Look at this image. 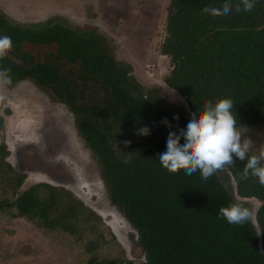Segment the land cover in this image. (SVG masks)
I'll return each instance as SVG.
<instances>
[{"label":"trees","instance_id":"1","mask_svg":"<svg viewBox=\"0 0 264 264\" xmlns=\"http://www.w3.org/2000/svg\"><path fill=\"white\" fill-rule=\"evenodd\" d=\"M224 2L170 1L160 52L171 69L163 81L197 115L207 102L231 99L237 130L255 129L264 124V0L247 12H237L235 7L229 15L218 17L202 12ZM238 2L231 0L233 6ZM2 19L0 23L7 27ZM38 30L33 36L35 29H23L22 38L39 46L45 40L57 43L59 52L37 64L18 49L14 55L20 62L7 53L0 59V69H10L11 83L6 85L31 80L73 113L78 135L99 167L109 203L135 230L133 242L146 264H264V186L251 175L240 179L247 159L226 167L238 196L260 203L256 221L261 241L250 220L237 226L218 218L219 210L230 204L247 208L224 187L222 180L228 176L223 169L208 180L201 179L199 172L166 174L158 157L163 153L161 111L130 84L127 69L113 61L109 47L96 39L77 43L59 26ZM68 56L78 65L72 73L59 66V59ZM173 114V130L179 134L190 118L181 106ZM144 127L150 134L137 135ZM3 128L0 115V132ZM7 156L1 143L0 223L5 218L26 219L60 243L84 246L88 254L108 242L118 247L101 218L66 191L35 184L19 192L24 176L13 173V183ZM138 171L144 174L141 180L135 175ZM8 192L11 198L6 197ZM99 264L134 263L123 253Z\"/></svg>","mask_w":264,"mask_h":264},{"label":"rangeland","instance_id":"2","mask_svg":"<svg viewBox=\"0 0 264 264\" xmlns=\"http://www.w3.org/2000/svg\"><path fill=\"white\" fill-rule=\"evenodd\" d=\"M170 1L0 0V16L11 26L35 29L33 36L39 34L38 29L59 26L77 43L96 39L109 47L114 60L129 69L130 84L141 90L143 96L145 94L161 111L158 124L164 132L159 145L164 152L168 134L174 132L173 109L183 107V113L190 119L192 114L184 98L168 89L163 81L171 69L168 58L160 53ZM21 46L22 51L33 58L34 64L59 52L58 44L47 40L41 46L28 42ZM8 52L15 60L13 50ZM59 66L63 72L72 73L78 65L73 56H68L59 59ZM52 96L31 80L11 88L0 84V115L4 123L0 144L7 147L5 161L12 171L11 179L14 183L13 173L24 176L18 190L21 193L35 184L66 191L101 218L103 227L119 245L108 242L88 254L84 246L60 243L33 222L5 218L0 223V264H91L92 261L99 264L123 253L134 264H144L143 253L133 242L136 232L110 205L99 167L79 138L72 114ZM238 131L242 133L241 142L245 138L253 142L250 154L258 156L264 152V124ZM227 170L223 168L228 176L227 180H222L224 187L237 202L245 203L255 222L259 201L239 197L233 177ZM166 174L175 175L167 171ZM135 175L139 180L144 176L139 171ZM6 197L11 198V193L8 192Z\"/></svg>","mask_w":264,"mask_h":264},{"label":"clouds","instance_id":"3","mask_svg":"<svg viewBox=\"0 0 264 264\" xmlns=\"http://www.w3.org/2000/svg\"><path fill=\"white\" fill-rule=\"evenodd\" d=\"M257 2L258 0H239L233 6L231 0H225L222 6L205 7L202 12L214 17L229 15L233 7L237 12H247L251 11ZM12 46L11 37L0 36V59L6 56ZM9 73L10 69H0V84L11 83ZM233 106L231 99H219L214 104L207 102L199 115L195 112L191 114L186 128L180 129L179 134L170 131L166 141V151L158 156L162 168L169 174L184 171L186 175L191 176L199 172L201 179L208 180L217 171L234 165L236 160L245 161L247 159L240 179L246 180L251 175L257 178L261 186H264V163H262L264 162V152L258 156H248L253 142L247 138L241 142L242 133L237 130V119L232 111ZM174 119L178 120L179 118L174 117ZM164 123L167 125V120ZM149 134L150 130L147 127L137 131V135L140 136ZM181 139L184 141L183 144L180 143ZM124 143L127 145L130 142L125 141ZM218 218H223L229 225L237 226H243L250 220L256 229L259 241H261L257 221L254 222L251 211L241 204L234 203L222 207L219 210ZM143 260L146 264L144 257Z\"/></svg>","mask_w":264,"mask_h":264},{"label":"flooded vegetation","instance_id":"4","mask_svg":"<svg viewBox=\"0 0 264 264\" xmlns=\"http://www.w3.org/2000/svg\"><path fill=\"white\" fill-rule=\"evenodd\" d=\"M2 21H4L5 23H6V25H7V27L5 26V25H3L2 23H0V36H9V37H11V40H12V48H11V51L13 50V52H14V54L16 53V51H17V49H18V51L20 52V53H24L23 51H22V43L23 42H28V43H30L29 41H27V40H24L23 38H22V30L24 29V28H20V27H14V26H11L10 24H8V22H7V20L6 19H2ZM8 27L9 28H11V29H8ZM57 27V26H56ZM54 28V27H53ZM25 30V29H24ZM36 46H39V45H36ZM25 54V53H24ZM8 55H9V57L11 58V56H10V54H9V52H8ZM113 58V57H112ZM12 59V58H11ZM15 60H17V62H20V60L19 59H15ZM113 61L116 63V64H118V65H121V66H125L123 63H121V62H119V61H115L114 60V58H113ZM125 68V67H124ZM127 69V68H126ZM129 69H127V74H126V76H127V78L128 77H130V74H129V71H128ZM23 81H26V80H22V81H18L17 83H15L14 85H11V86H8V85H5V87L7 88H11V87H13V86H15V85H17V84H19V83H21V82H23ZM169 89V88H168ZM55 102H57V103H59L58 101H55ZM60 104H62V103H60ZM62 105H64V104H62ZM66 106V105H65ZM67 108V107H66ZM68 110V109H67ZM69 111V110H68ZM70 112V111H69ZM71 113V112H70ZM72 114V116H73V113H71ZM73 119H74V116H73ZM75 123V122H74ZM76 126V125H75ZM80 138V137H79ZM82 141V140H81Z\"/></svg>","mask_w":264,"mask_h":264}]
</instances>
